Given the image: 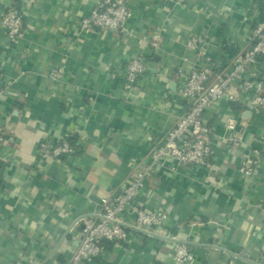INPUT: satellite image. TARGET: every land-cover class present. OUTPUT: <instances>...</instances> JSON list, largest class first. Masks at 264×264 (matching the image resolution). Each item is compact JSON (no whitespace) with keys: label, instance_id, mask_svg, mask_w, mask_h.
<instances>
[{"label":"crops","instance_id":"1","mask_svg":"<svg viewBox=\"0 0 264 264\" xmlns=\"http://www.w3.org/2000/svg\"><path fill=\"white\" fill-rule=\"evenodd\" d=\"M14 1L24 11V33L11 38L0 23V264H68L81 234L77 218L117 193L186 110L178 88L198 59L187 39L208 43L210 71L228 68L250 48L264 0H128L125 34L81 28L96 0H0V20ZM136 55L149 64L129 91L121 75ZM55 67L58 78L50 76ZM249 71L264 77V55ZM233 91L236 99L221 98L204 113L212 166H158L137 196L148 210L165 208L182 222L193 264H264V110H248L250 93L238 81ZM229 117L240 120L235 143L226 139ZM45 138L71 139L76 152L44 158L38 146ZM246 158L256 161L250 175L239 169ZM172 245L131 231L106 239L92 264H179Z\"/></svg>","mask_w":264,"mask_h":264},{"label":"built area","instance_id":"2","mask_svg":"<svg viewBox=\"0 0 264 264\" xmlns=\"http://www.w3.org/2000/svg\"><path fill=\"white\" fill-rule=\"evenodd\" d=\"M173 4L185 3L187 0H165ZM132 16L128 0H96L90 14L81 20V28L93 26L112 28L128 33L127 22ZM1 26L11 38L21 36L25 31L24 11L22 5L14 1L4 11ZM162 28L153 31L151 45L155 50L160 47L159 39ZM188 48L198 54L196 65L180 83L178 92L188 100L186 110L175 123L160 137L156 138L147 157V161L137 169L128 182L117 193L101 198L97 208L88 214L79 216L76 222L81 226L79 244L68 264H92L93 260L104 252L102 239H124L131 231L161 237L173 243V258L179 264H193L195 253L189 238L181 234L182 222L172 221L165 208L148 210L137 201L146 180L157 170L158 166L175 169L176 165L196 164L208 168L212 166V127L205 121L204 113L208 107L221 98L236 99L233 91L234 81H238L241 90L250 93L248 110H264V77H256L249 67L258 63L264 55V21L253 29V42L245 53L234 55L228 68L210 71L206 63L212 57L206 41L197 42L192 36L187 39ZM148 60L143 55L132 56L122 72L123 86L131 91L142 75L147 71ZM1 70V64H0ZM62 69L55 67L50 76L58 78ZM0 86V94L3 91ZM230 143L242 137L240 120L229 117L226 120ZM5 137L0 129V150ZM42 157L72 156L76 152L75 143L68 138L51 141L47 138L39 142ZM172 159L174 164L167 165ZM256 161L246 158L240 165L242 173L254 172Z\"/></svg>","mask_w":264,"mask_h":264},{"label":"trees","instance_id":"3","mask_svg":"<svg viewBox=\"0 0 264 264\" xmlns=\"http://www.w3.org/2000/svg\"><path fill=\"white\" fill-rule=\"evenodd\" d=\"M71 140V139H70ZM72 141V140H71ZM73 142V141H72ZM105 242H106V239H102V243H104L105 244Z\"/></svg>","mask_w":264,"mask_h":264}]
</instances>
